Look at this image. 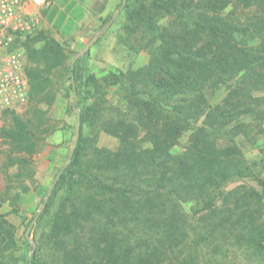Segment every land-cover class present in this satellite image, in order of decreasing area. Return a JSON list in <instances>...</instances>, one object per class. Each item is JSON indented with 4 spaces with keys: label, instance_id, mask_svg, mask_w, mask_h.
<instances>
[{
    "label": "trees",
    "instance_id": "trees-1",
    "mask_svg": "<svg viewBox=\"0 0 264 264\" xmlns=\"http://www.w3.org/2000/svg\"><path fill=\"white\" fill-rule=\"evenodd\" d=\"M126 1L129 33L149 31L163 13H177L180 29L169 39L160 31L157 38L154 26L151 35L160 43L146 67L88 76L85 94L91 101L79 111L76 147L56 181L65 192L47 224L60 256L57 264H241L231 260L236 256L229 258L237 252L264 264V189L240 185L224 190L231 179L252 173L233 139L244 132L239 117L251 108L230 103L228 96V108L211 106L207 98L236 76L264 81L263 34L224 14L229 0H199L196 5L193 0ZM239 1L264 7V0ZM38 38L22 42L34 110L39 103L53 102L52 73L67 60L63 47L51 38L33 49L30 44ZM110 85L124 89L126 110L107 116ZM1 113L0 138L9 150L6 165L26 169L39 141L33 123ZM200 117L202 125L193 131L191 143L176 148L182 128ZM232 121L235 133L228 128ZM85 125L91 132L100 128L118 137V149L95 146L92 136L82 135ZM138 130L150 134L149 147L133 145L130 138ZM88 151L92 160L84 159ZM5 199L0 193V204ZM184 204L195 207L192 214ZM196 213L200 218H193ZM16 248L14 228L0 212V264L15 262Z\"/></svg>",
    "mask_w": 264,
    "mask_h": 264
},
{
    "label": "rangeland",
    "instance_id": "rangeland-1",
    "mask_svg": "<svg viewBox=\"0 0 264 264\" xmlns=\"http://www.w3.org/2000/svg\"><path fill=\"white\" fill-rule=\"evenodd\" d=\"M126 2V0H114L109 12L102 14L107 1H100V10L90 24L91 34L83 43L75 39L57 38L51 32L41 29L38 34L40 39L30 44L33 49H38L46 38H51L63 47L67 60L65 67L53 70L55 94L53 102L39 103L34 110L30 106L28 95V100L23 106L6 110L9 114L14 113L24 119H30L35 129L34 134L39 137L37 150L33 156H29L31 162L26 169L17 164L6 165L9 150L5 141L0 138V193L6 196L5 201L0 204V212L6 214L7 220L14 228L17 243L14 254L17 260L12 264H31L32 259L36 264H57L60 261L58 251L52 247L47 224L49 216L52 215L65 192L64 185L60 187L56 181L62 168L71 161L77 116L79 117L80 109L91 101V98L85 94L88 76L94 74L100 78L108 72L126 73L129 70L146 67L152 53L160 43V40H155L151 35L154 26L158 30L157 38H160V31H164L169 39L170 36H176L180 29V21L177 17L175 18L177 13H163L157 16L155 24H150L149 31L142 32L138 29L135 33H129L125 29L128 21L123 9ZM192 2L196 5L199 0ZM202 9L203 7L199 10ZM224 14L232 20L244 23L245 26L248 25L250 32L255 34L260 32L264 38V7L262 5L245 6L243 1L229 0ZM143 34L144 38L141 36ZM258 38L254 40L255 44L260 41V37ZM26 52L24 47L25 66L27 65ZM227 84L229 85H222L210 92L207 98L211 106L228 108L229 105L225 104V98L228 96L230 103L251 108L249 114L239 117L244 132L233 136V139L236 138L252 173L231 179L225 184L224 190L240 185L263 190L264 81L257 82L255 76L241 75L229 80ZM233 87L235 89L229 91ZM123 91L124 89L117 85L106 88L105 98L109 110L107 116L116 111L125 112ZM3 124L4 118L0 113V126ZM200 125H202V117L190 126L182 128L177 138L176 148L182 150L187 147L192 141L193 131ZM228 128L231 129V133L236 132L233 121ZM83 134L92 136L95 146L99 148L115 151L120 145L118 137L100 128L91 132L86 125L82 126ZM149 138L150 134H147L145 130H138L130 140L137 149H143L150 146ZM224 138L225 136L219 135V140ZM224 142L230 143L227 139ZM84 159L92 160V153L88 151ZM254 161L255 164H253ZM18 170L23 172L22 176H14ZM8 175L12 177V181L7 180ZM183 207L189 214H192L195 208L190 209L188 204H184ZM200 214L196 213L193 218H198ZM229 258L236 259L241 264H259L243 254L239 255V252L231 253Z\"/></svg>",
    "mask_w": 264,
    "mask_h": 264
},
{
    "label": "built area",
    "instance_id": "built-area-1",
    "mask_svg": "<svg viewBox=\"0 0 264 264\" xmlns=\"http://www.w3.org/2000/svg\"><path fill=\"white\" fill-rule=\"evenodd\" d=\"M49 4L50 0H0V113L28 100L22 42L39 34L40 10Z\"/></svg>",
    "mask_w": 264,
    "mask_h": 264
},
{
    "label": "crops",
    "instance_id": "crops-1",
    "mask_svg": "<svg viewBox=\"0 0 264 264\" xmlns=\"http://www.w3.org/2000/svg\"><path fill=\"white\" fill-rule=\"evenodd\" d=\"M100 1H107L102 14L109 12L114 0H50L40 10L41 29L83 43L91 34L90 24L100 10Z\"/></svg>",
    "mask_w": 264,
    "mask_h": 264
},
{
    "label": "water",
    "instance_id": "water-1",
    "mask_svg": "<svg viewBox=\"0 0 264 264\" xmlns=\"http://www.w3.org/2000/svg\"><path fill=\"white\" fill-rule=\"evenodd\" d=\"M79 128H80V126H79V117L77 116L76 134H75V137H74V140H73L72 151L75 149V146H76V143H77ZM69 159H68V161H69Z\"/></svg>",
    "mask_w": 264,
    "mask_h": 264
}]
</instances>
